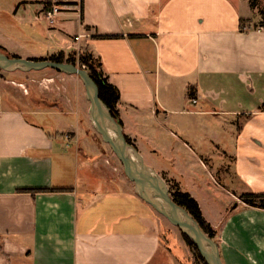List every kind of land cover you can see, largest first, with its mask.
<instances>
[{
	"label": "crops",
	"instance_id": "1",
	"mask_svg": "<svg viewBox=\"0 0 264 264\" xmlns=\"http://www.w3.org/2000/svg\"><path fill=\"white\" fill-rule=\"evenodd\" d=\"M236 1L17 0L0 10V48L27 60L73 51L98 59L119 91L125 137L195 199L222 263L264 264V210L239 200L264 194V25ZM48 2L61 10L52 24ZM14 73L0 74L3 258L191 264L173 250L190 257L185 245L169 233L163 241L166 226L151 208L106 172L111 159L89 140L80 88L47 83L67 77ZM37 189L53 190L19 192Z\"/></svg>",
	"mask_w": 264,
	"mask_h": 264
},
{
	"label": "water",
	"instance_id": "2",
	"mask_svg": "<svg viewBox=\"0 0 264 264\" xmlns=\"http://www.w3.org/2000/svg\"><path fill=\"white\" fill-rule=\"evenodd\" d=\"M46 69L76 76L81 81L85 99L89 104L87 112L89 123L120 162L123 173L132 183L136 196L186 236L194 244L205 264H223L217 242L207 236L193 217L172 200L166 181L144 162L137 148L127 142L123 127L100 100L98 87L86 70L70 63L27 60L9 57L0 52V71L2 72L29 73Z\"/></svg>",
	"mask_w": 264,
	"mask_h": 264
},
{
	"label": "rangeland",
	"instance_id": "3",
	"mask_svg": "<svg viewBox=\"0 0 264 264\" xmlns=\"http://www.w3.org/2000/svg\"><path fill=\"white\" fill-rule=\"evenodd\" d=\"M231 1L234 2V4H237L236 0H231ZM14 3H18L17 0H0V10L4 11L5 9H7L9 11V7H11V5H13ZM240 4H242V6H239V9L241 11L243 10L245 15H248L249 17H251L250 21H252V24L258 25V26H263L264 25V0H255L254 1L255 8L251 9V11L249 10L246 1L243 2V1L240 0ZM252 11H254V12H252ZM44 19H45V17H44ZM45 21H46V19H45ZM42 35L43 34L41 33V36ZM36 36H40V34L37 33ZM32 47L38 48V47H41V46L32 45ZM77 66H78V64H77ZM0 74H2L3 76H10V78H13V76H18L19 73H13V75H12L11 73H5V72L0 71ZM19 76H22V75H19ZM24 76H27V78H30L31 76H34L37 79L40 78V80H42L43 78L50 77V76H52V77H63V78L67 77V81L66 80L65 81H55V82L50 81V82H47V83H50L51 85H59V86L66 85V86H68L70 88L78 87V88H80V90L82 91L83 96L85 97L83 85H82L81 81L78 79V77H76V76L75 77L73 76L71 78V76H68V75H65V74H61V73H57L54 70H50V69H46V70L40 71L38 73H29L28 75H24ZM71 79L73 80V82L71 81ZM83 101H84V110L87 113L88 108H89V104H88V102L86 101L85 98H84ZM88 130H89V132H88L89 140L92 143V145H94L93 142H97L99 144V146L105 148L108 158L111 159V160H107V161H105L103 163L105 168H106V172L109 169L111 171L113 177H114V175H115V178H117V179H118V177H120L123 190L124 189H129L131 191H134L132 183H130L128 181V179L125 177L120 162L114 156V154L109 149V147L102 142L100 136L95 133V131L92 129L91 125H89V129ZM217 130H218L219 135H222V136L226 135V133H227V130H226L225 126H221V127L217 126ZM143 159H144V162L148 166L151 165L150 161H149V158L144 157ZM107 174H109V173H107ZM166 183H167L168 187H173L171 185V183H169L167 181H166ZM218 201L223 206V204L227 203L228 199L223 194V196L221 198H219ZM151 210L156 214V216H158V219L160 220V222L162 224H164V226H166L165 228H161L160 231H159L163 241H165V240L167 241L166 235H167V233H169L170 236L175 238L176 240H178V242H180V244L186 246V248H187L186 250L189 251V254H190L189 256L190 257H187L184 254L183 249H178V247H176V244H175V247H173V250H174V252L176 254L180 255L181 257L184 256V258L186 259L185 261H187V262L190 261L191 264H202L197 259V257L195 256L194 252L192 250H190V248L185 244V242L183 241L182 234L180 233V231L176 227H174L171 224H169L167 222V220H165L159 214H157V212L154 209L151 208ZM0 238H1V236H0ZM168 238H169V236H168ZM214 241H216V240L214 239ZM1 250H2V248H1V240H0V264H33V262H34L30 258L31 257L30 253L27 254L26 256H17V257H13L11 259H9V257H6L7 260H5L3 257L6 256V255H5V253L1 252ZM188 258H189V260H188Z\"/></svg>",
	"mask_w": 264,
	"mask_h": 264
},
{
	"label": "trees",
	"instance_id": "4",
	"mask_svg": "<svg viewBox=\"0 0 264 264\" xmlns=\"http://www.w3.org/2000/svg\"><path fill=\"white\" fill-rule=\"evenodd\" d=\"M255 0H248L250 9L255 8L254 4ZM52 5L48 2L45 5V12L48 11ZM244 20H240V28H242L244 24ZM0 52L9 56L3 49L0 48ZM15 57V56H9ZM18 58V57H17ZM47 60L56 62V63H70L73 65L79 66V68H83L86 70L92 80L95 82L96 86L98 87L99 91V98L100 100L108 107L110 110L113 118L122 126V123L119 119L117 105L119 102V91L113 85L109 84L107 79L104 77L103 72L101 70V64L98 59L93 58L91 55L86 53H76L75 51L70 52L65 56L63 53H59L57 55H53L49 57ZM189 97H193V93L190 91L188 94ZM126 138V137H125ZM127 142L132 144L129 139ZM173 187L169 188V194L172 200L179 206L183 207L189 215L193 217V219L198 223L201 230L209 236L211 239L216 238V232L211 228L210 224L205 221L202 216L201 210L199 208L198 203L195 201L193 197H191L188 193L182 192L177 185L171 184ZM53 190V189H52ZM46 189H37L34 191L30 190H22L19 192H46L52 191ZM239 200L246 206L250 208L264 210V194H254L251 192L244 193L239 196ZM233 206L232 209H234ZM183 241L185 244L192 250L197 257V259L202 263L205 264L203 259L200 257L199 253L197 252L196 247L194 244L184 235H182ZM1 240V238H0ZM2 252V250H1Z\"/></svg>",
	"mask_w": 264,
	"mask_h": 264
},
{
	"label": "built area",
	"instance_id": "5",
	"mask_svg": "<svg viewBox=\"0 0 264 264\" xmlns=\"http://www.w3.org/2000/svg\"><path fill=\"white\" fill-rule=\"evenodd\" d=\"M60 8L59 6H52L48 11L45 12L44 17L46 21L50 24L53 23L54 18L60 13ZM191 104L196 103L195 99L191 98L190 99Z\"/></svg>",
	"mask_w": 264,
	"mask_h": 264
}]
</instances>
